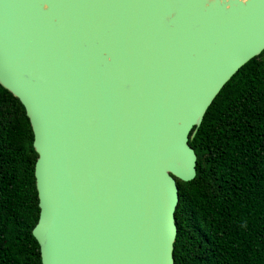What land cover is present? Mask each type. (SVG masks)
<instances>
[{
	"label": "water",
	"instance_id": "obj_1",
	"mask_svg": "<svg viewBox=\"0 0 264 264\" xmlns=\"http://www.w3.org/2000/svg\"><path fill=\"white\" fill-rule=\"evenodd\" d=\"M264 0H0V83L34 132L42 264H176L177 178Z\"/></svg>",
	"mask_w": 264,
	"mask_h": 264
},
{
	"label": "trees",
	"instance_id": "obj_2",
	"mask_svg": "<svg viewBox=\"0 0 264 264\" xmlns=\"http://www.w3.org/2000/svg\"><path fill=\"white\" fill-rule=\"evenodd\" d=\"M25 106L0 83V264H42L38 154ZM194 179L177 178L176 264H264V50L223 86L189 140Z\"/></svg>",
	"mask_w": 264,
	"mask_h": 264
}]
</instances>
